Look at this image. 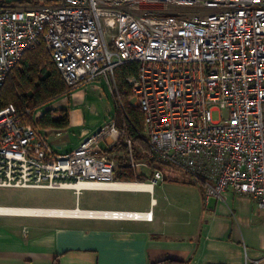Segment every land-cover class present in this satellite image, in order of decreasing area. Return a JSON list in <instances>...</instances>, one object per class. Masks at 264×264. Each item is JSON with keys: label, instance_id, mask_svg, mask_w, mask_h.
I'll use <instances>...</instances> for the list:
<instances>
[{"label": "built area", "instance_id": "1", "mask_svg": "<svg viewBox=\"0 0 264 264\" xmlns=\"http://www.w3.org/2000/svg\"><path fill=\"white\" fill-rule=\"evenodd\" d=\"M45 43L70 88L105 79L145 116L141 136L157 163L203 184L206 200L227 190L253 198L264 210V0H61L0 10V92L24 55ZM136 65L120 88L116 71ZM215 113H219L216 119ZM43 110H0V188L72 189L117 181L118 162L102 148L124 137L130 165L133 140L113 120L68 153L59 154L36 123ZM61 130V129H59ZM112 188H118L116 186ZM26 209L2 208L0 214ZM70 210V209H64ZM81 210L78 207L70 210ZM83 211V210H81ZM83 216L152 220V212L90 210ZM71 216V215H67ZM75 217V216H71ZM246 259L245 264H260Z\"/></svg>", "mask_w": 264, "mask_h": 264}, {"label": "crops", "instance_id": "2", "mask_svg": "<svg viewBox=\"0 0 264 264\" xmlns=\"http://www.w3.org/2000/svg\"><path fill=\"white\" fill-rule=\"evenodd\" d=\"M0 1L12 3L19 0ZM101 80L107 84L105 79ZM84 87L78 88L71 98L60 99L46 108H70L69 129H40L59 154L77 149L105 125L88 124L82 108L87 98ZM78 93L81 94L80 100L75 96ZM114 120L117 121V117ZM71 131L75 133L71 135ZM117 136L116 133L109 136L102 142V148L119 162L118 157L122 155L110 152L119 139L124 138ZM146 173H150V167L144 168L143 174ZM188 178L198 190L194 197L176 196L163 184L158 199L156 187L165 180L164 176L151 189L84 187L79 193L61 189L73 191L79 197L74 207L0 206L61 210L78 207L83 211H140L153 215L152 220H114L57 214H0V264H154L167 259L186 264H245L247 258H262L264 210L257 202L232 189L227 190L221 200L211 197L207 201L203 184ZM85 191L145 192L151 197L145 206L129 207L112 203L116 200L107 203L91 199L82 205L80 196ZM260 264H264V260Z\"/></svg>", "mask_w": 264, "mask_h": 264}, {"label": "trees", "instance_id": "3", "mask_svg": "<svg viewBox=\"0 0 264 264\" xmlns=\"http://www.w3.org/2000/svg\"><path fill=\"white\" fill-rule=\"evenodd\" d=\"M61 0H19L12 3L0 1V9L15 5H55ZM136 72V65H128L116 71V78L120 88H127L126 77ZM78 88H70L61 71L53 62L52 55L45 43L27 52L13 73L8 77L0 92V110L14 104L19 112L26 110H43V115L35 124L38 129H69L70 108L46 109L52 103L63 98H71ZM131 94H122L123 108L117 103V127L125 130L133 140V154L138 162L149 165L150 173L138 175L136 169L130 165V151L124 138H120L110 152H118V168L115 178L125 182H147L153 173L160 169L159 163L153 158L149 143L141 136L144 128L145 116L143 111L133 106ZM108 154V152L105 151ZM109 155V154H108ZM161 170V169H160ZM154 264H186L175 260H162Z\"/></svg>", "mask_w": 264, "mask_h": 264}, {"label": "rangeland", "instance_id": "4", "mask_svg": "<svg viewBox=\"0 0 264 264\" xmlns=\"http://www.w3.org/2000/svg\"><path fill=\"white\" fill-rule=\"evenodd\" d=\"M97 83L103 90L92 89L93 84L86 85L84 88L87 91L86 101L82 104L88 124L103 125L111 123L117 116V107L114 100V95L110 87L104 80H99ZM116 99V98H115ZM216 119L219 118V113H215ZM104 125V126H105ZM75 132L71 131V135ZM161 171L165 176V180L160 182L157 187V198L160 199V188L166 184V188L176 196L194 197L197 188L191 185L189 178L181 170L159 164ZM147 181H152L147 179ZM165 187V186H164ZM78 197V196H77ZM74 195L73 191L61 189H17V188H0V206L6 205H52L56 207H74L76 201L79 200ZM151 195H146L145 192H130V191H87L80 196L81 204L84 205L87 199L94 202L104 200V202L120 203L125 206H145L150 201ZM73 205V206H72ZM84 207V206H82Z\"/></svg>", "mask_w": 264, "mask_h": 264}, {"label": "bare ground", "instance_id": "5", "mask_svg": "<svg viewBox=\"0 0 264 264\" xmlns=\"http://www.w3.org/2000/svg\"><path fill=\"white\" fill-rule=\"evenodd\" d=\"M76 99L80 100L81 99V94H76ZM121 187V188H137V189H151L152 186L149 184H113V185H107V187ZM76 188L78 189H82L84 187H88L87 183H83V184H78L75 185ZM25 213H38V214H57V215H71V216H80L82 217L84 215L85 212L81 211V210H74V211H70V210H61V209H26Z\"/></svg>", "mask_w": 264, "mask_h": 264}]
</instances>
